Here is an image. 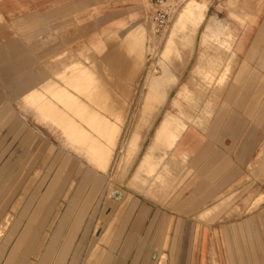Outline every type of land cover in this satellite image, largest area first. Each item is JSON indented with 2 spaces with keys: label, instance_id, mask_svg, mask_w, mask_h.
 Segmentation results:
<instances>
[{
  "label": "rangeland",
  "instance_id": "obj_1",
  "mask_svg": "<svg viewBox=\"0 0 264 264\" xmlns=\"http://www.w3.org/2000/svg\"><path fill=\"white\" fill-rule=\"evenodd\" d=\"M14 1L13 22L1 17L0 26L6 24L10 38L24 41L22 54L27 51L33 68L42 73L27 82L26 99L39 117L38 109L61 108L72 132L87 129L97 136L88 119L89 108H85L91 106L111 123L114 120L119 132L108 164L105 157L100 158L104 153H93L94 159L99 157L107 166L103 174L65 141L52 121L34 120L10 96L14 115L0 133V215L13 213L11 221L19 222L10 243L36 209L37 198L43 196V209H47L52 185L56 188L53 204L59 199L58 223L52 227L40 264H49L60 245L54 264H63L64 259V264H159L160 254L166 256V264H264V93L258 90L264 79V36L255 42L264 20V12L258 14L264 0H181L160 31L151 25L149 0ZM129 16L137 23L102 38L103 28ZM127 39L134 42L132 48L124 47ZM239 41L244 44L243 52L236 50ZM136 61L140 68L134 69ZM34 69H27L28 74ZM9 78L2 80V88ZM82 83L83 90L77 89ZM182 87L186 90L177 107L173 100ZM59 89L74 96L70 97L71 108H66L72 111H66L56 98ZM146 92L160 100H151L149 111L141 110ZM94 96L104 102L96 105L91 100ZM21 98L26 102L25 96ZM102 102L110 108H100ZM76 107H82L80 116L74 115ZM165 112L179 119L180 136L162 165L144 173L143 156ZM138 119L139 142L127 147ZM27 128L36 132L37 142H21ZM78 139L81 145L90 144L81 136ZM200 139L202 144L209 143L203 162L214 168L227 155L233 164L218 178L235 168V179H242L217 200L201 204L199 209L214 203L209 208L212 214L206 221L195 222L200 220L194 213L197 209L186 214L181 205L195 176L175 172L183 168ZM75 142L79 143L77 138ZM64 154L71 157L69 163H62ZM42 167L43 173H37ZM159 173H165V180ZM19 197L20 205L14 206ZM109 197L120 200L113 202ZM45 220L44 216L39 221L40 228ZM50 222L44 232L51 231ZM202 230L205 236L200 239ZM68 236L67 254L63 242ZM92 239L95 244L87 251Z\"/></svg>",
  "mask_w": 264,
  "mask_h": 264
},
{
  "label": "crops",
  "instance_id": "obj_2",
  "mask_svg": "<svg viewBox=\"0 0 264 264\" xmlns=\"http://www.w3.org/2000/svg\"><path fill=\"white\" fill-rule=\"evenodd\" d=\"M16 9L17 8L15 7L14 0H0V19L1 17H3L5 22H13V18H14L13 15H16L17 13ZM35 9L36 11H38L40 8L36 7ZM262 12H264V9H263V6L260 5L258 14L261 15ZM135 23L137 22L133 21L131 17L128 19H122V20L119 19L113 27L103 28V30L101 31L102 38L108 33L118 31V30H123L126 26H129L130 24H135ZM5 25L6 24H2L0 26V86H1L0 87V133L5 130L4 128L7 127L6 126L7 123L11 120V117L14 115V109H13L14 107H11L8 103L10 96L14 101L17 102V105L21 110L25 111L28 114L30 113L31 117L34 116V120L36 119L38 120V118H40L36 108L31 102H29L26 99V97L29 94L28 92L29 88L27 86V82L31 79V77H33L34 74L40 75L42 73H38L37 69L35 70L33 68L34 60L32 59V56L27 54V51L26 53L22 54L23 52L22 50L24 49L23 47L24 41L22 39L10 38V35L6 32ZM229 29L230 28L228 27V30ZM230 35L233 36L232 33ZM263 36H264V20H263L262 25L259 28V32H258L255 42L263 38ZM102 38H100L99 40H101ZM95 42L97 41H94L93 43ZM254 43L252 44V46H254ZM243 45L244 44L242 43V41H239V43L236 46V50L238 47V51L243 52L244 51ZM250 51L249 53H246L247 57H248L247 54H250ZM244 62L246 63V60ZM29 68L34 69L32 70L30 75L27 72V69ZM23 72L25 74H22ZM19 74L21 75L18 77ZM257 74L260 75V72H257ZM8 75L10 76L9 78L10 80H8L7 83H5V88H2V86H4V82L2 80ZM225 76L226 74L223 75L224 78ZM254 77L256 76L254 75ZM261 85L262 86L258 89L260 90L259 91L260 94L264 93V87H263L264 79L262 80ZM231 90L234 91L235 88H231ZM233 93L234 92H232V94ZM7 95H8V99L6 101ZM23 96H25L24 100L26 102L24 101L22 102L23 98L21 97ZM21 107H24V109ZM219 122L217 121L214 124H217ZM35 124H36V127L39 125L38 122H35ZM31 137L32 138L34 137V138L30 140ZM37 140L38 139L36 136V132L34 133L33 129L27 128L21 139V142L25 143V142L32 141L34 143V142H37ZM183 141L185 142L186 140H183ZM197 144L198 146L196 147L193 154H191L188 157V160L184 164L183 168H180V171L175 172V173L179 176L187 175V174L188 176H191V175L195 176L193 180H191V183H190V186H192V189L189 190L190 191L189 194L182 201L181 205L182 207L186 208L185 209L186 214L193 213L194 210L197 209V211L194 213L195 214L198 213L200 215V220H195V222H201V221H206L205 218L209 217L212 214L211 209L209 208H211L214 203H212L211 205H207L205 207L202 206V208L199 209L200 205L204 204L207 201V199L212 198V199L217 200V198H219L222 192L233 188L235 184L241 181L242 177L235 179L237 169L232 168L230 169L229 172H227L226 176L224 175L223 177L218 178V175L221 172L233 166L229 157L227 155H224L223 159H221V161L213 168L209 165L208 162H203V158L209 149L208 147L209 143L202 144V139H200L197 142ZM247 160L248 159L246 158L245 161L247 162ZM43 169L44 167L39 169L37 173L41 172L42 174ZM196 174L201 176L202 178L198 179ZM213 182H216V185L213 184ZM223 186H225L226 189L219 190V188ZM54 189L56 190V188H53V186L51 185L52 195H51V198L49 199L50 202L48 203L47 209L45 211L43 209V203H44L43 196L40 199L37 198L36 209L34 210L32 214L28 216L27 218L28 221L24 222L23 224L24 229L22 226L21 227L22 230H19V231L16 230L15 238L13 242L10 243V240L14 237L15 229L18 227V223H19L17 220H15L14 222L12 221L10 225V229L5 233L3 238L0 240V264H40V262L42 261L45 255V245L47 243L48 238L50 237V234L53 231L52 227L54 229L56 224L58 223L56 211L59 206V199L53 204L52 201L54 200V193H55ZM21 199L22 198L19 197L14 202V206L20 205ZM48 210H49V213L46 215V211ZM4 213H7V212L4 211ZM4 213L0 215V218L3 216ZM203 213H207V215L204 216ZM44 216L46 219L45 224L41 226L42 228H40L39 221L43 219ZM31 218H34V220H30ZM50 219H51V222H50L51 231L44 232L45 230L44 228L46 224L50 221ZM203 233L204 232L202 230L200 232V239L205 236ZM64 237H65V234H64ZM64 237H63V240H64ZM70 237L71 236L66 237L64 242L62 240L63 243L67 244V250H66L67 254L69 253L68 243L70 242ZM6 245H8L9 247H7ZM60 247L57 246L56 249L53 250L52 255L49 258V264H54L57 254L59 253ZM125 250H123L122 253H124ZM67 254L65 258L67 257ZM31 256H33V259H31ZM64 262H65V259H64Z\"/></svg>",
  "mask_w": 264,
  "mask_h": 264
},
{
  "label": "bare ground",
  "instance_id": "obj_3",
  "mask_svg": "<svg viewBox=\"0 0 264 264\" xmlns=\"http://www.w3.org/2000/svg\"><path fill=\"white\" fill-rule=\"evenodd\" d=\"M132 27V26H131ZM127 30V29H126ZM128 32V31H127ZM119 40V39H118ZM125 44L124 47H130L132 48L134 42L132 41V39H127L125 40V42L123 43ZM138 48V47H137ZM171 48V47H170ZM170 48L168 49V51L170 50ZM128 49V48H127ZM141 49V48H140ZM102 50V49H101ZM172 50V49H171ZM138 51V50H137ZM173 51V50H172ZM171 51V52H172ZM129 52V51H128ZM169 53V52H168ZM131 54V53H130ZM142 54V53H141ZM129 56V55H128ZM134 56V55H133ZM136 56V54H135ZM89 58V57H88ZM135 58V57H134ZM140 61V60H138ZM136 61L135 64L136 66L134 67V69L136 68H140L139 66V62ZM82 65V64H81ZM79 66V65H78ZM75 68V67H74ZM79 68V67H78ZM77 68V69H78ZM83 68V67H82ZM81 69V68H80ZM133 69V71H134ZM83 70V69H82ZM85 70V69H84ZM87 70V69H86ZM79 71V70H77ZM128 71V70H127ZM138 72V71H137ZM89 73V71H88ZM135 72H131V76L134 75ZM76 74V73H75ZM82 74V73H81ZM87 74V72H86ZM130 74V72H129ZM84 76V75H83ZM129 76V75H128ZM87 77V76H85ZM84 77V78H85ZM90 77V76H88ZM119 77V76H118ZM127 77V76H126ZM74 78V77H73ZM80 78V77H79ZM128 78V77H127ZM126 78V79H127ZM89 79V78H87ZM91 79L93 81V77L91 75ZM123 79V78H122ZM132 79V78H131ZM83 80V79H81ZM80 80V82H81ZM95 80V79H94ZM73 81V80H72ZM84 81V80H83ZM90 82V83H93V82ZM100 81V80H98ZM102 81V80H101ZM124 81V80H123ZM122 81V82H123ZM131 81V80H130ZM79 82V83H80ZM85 82V81H84ZM88 82V81H87ZM97 82V81H96ZM108 82V81H107ZM171 82V81H170ZM169 82V83H170ZM167 83V82H166ZM89 84V83H88ZM105 84V83H104ZM108 84V83H107ZM171 85V84H170ZM77 86V84H76ZM75 86V87H76ZM80 86V84H79ZM82 88H77V89H82L83 90V86H84V83L81 84ZM87 86V84H86ZM90 86H92V84H90ZM94 86H95V83H94ZM99 86V84H98ZM96 87V86H95ZM107 87V86H106ZM124 87V84L122 87L120 88H123ZM92 88V87H91ZM99 88V87H98ZM97 88V89H98ZM127 88V87H126ZM87 89V88H86ZM118 89V88H117ZM116 89V90H117ZM101 90V89H100ZM122 89H120L121 91ZM186 90L185 87H182L180 90H178L177 92V98H175L173 100V104L175 106L178 105V101H179V98L180 96L182 95V93ZM106 91V90H105ZM124 91V90H123ZM57 94H56V98L63 102V106L65 108V110H69V109H66L69 107V104L70 103V99L73 98L74 96H69L70 93H66L64 92L63 90L59 89V90H56ZM91 91L89 90V93ZM103 92V91H102ZM102 92H100L99 94H101ZM110 92V91H109ZM88 93V90L87 92ZM88 93V94H89ZM106 93V92H105ZM123 94V92H122ZM126 94V93H125ZM129 94V93H128ZM72 95V94H71ZM92 95V93H91ZM96 95V94H94ZM144 97L143 98V103H142V108L141 110H143L144 108L147 109V107H149V104H153L151 102V100H156V101H159L158 98H155V96L151 93V92H146L145 95H143ZM166 96V94L164 95ZM71 97V98H70ZM64 98V99H63ZM92 98V97H91ZM111 98V97H109ZM127 98V97H126ZM125 98V99H126ZM57 100V101H58ZM73 100V99H72ZM96 105H98L101 100H100V97L99 96H94L92 99H91ZM116 100V99H115ZM142 100V99H141ZM181 100V99H180ZM58 101V102H59ZM103 101V100H102ZM104 102V101H103ZM103 102L101 103L102 106L101 107H104L105 105L103 104ZM109 102V101H108ZM74 103V102H73ZM123 103V102H122ZM110 104V103H109ZM158 104V102L156 103ZM155 104V105H156ZM73 105V104H72ZM71 105V106H72ZM76 105V104H75ZM74 105V107H75ZM104 105V106H103ZM154 105V106H155ZM160 105V103H159ZM109 106V105H108ZM121 106V105H120ZM73 107V108H74ZM150 107L152 108V105H150ZM159 107L158 105L156 106V108ZM178 107V106H177ZM71 108V107H69ZM77 108V112L74 113L75 116H78L80 111H79V108H82V107H76ZM85 108H89V112L88 114H90V119L91 120V126H92V130L97 134V136H93L90 134V131H88L87 129L85 131H73L69 128L71 127V125L68 123V119L66 118V116L64 115V111L61 109V108H55V107H51V109L47 110V111H42L41 109H38L39 112H40V115H41V118L43 120H50L52 121L56 126L57 128L59 129L60 131V134L65 137V141L70 145L72 146L73 148H75L76 150H79L81 152H83V154L86 156V158H88V160L92 163V165L94 167H96L100 172H102L103 174L105 173V169H103V166L105 167L106 164H108V161L109 160V157L112 155V151H113V146H114V141H115V138L117 137V134L119 132V129L117 126H119L117 124L116 125H113V123L115 122L113 120V123H111L107 118L106 116L102 115L99 111L96 110V108L94 107H86ZM84 108V109H85ZM106 108H110V107H107L106 105ZM155 108V107H154ZM160 108V107H159ZM120 109V108H119ZM145 109V110H146ZM111 110V109H110ZM148 110V109H147ZM165 110V109H164ZM69 111H72L71 109ZM85 111H87L86 109L84 110V113ZM106 111V109H105ZM149 111V110H148ZM151 111V110H150ZM83 112V111H82ZM107 112V111H106ZM110 112V111H109ZM112 112V111H111ZM157 112V110H156ZM84 113H82L84 115ZM105 114V112H103ZM108 113V112H107ZM172 113V112H171ZM182 113V112H181ZM86 114V113H85ZM109 114V113H108ZM112 114V113H111ZM81 115V113H80ZM79 115V116H80ZM82 115V116H83ZM122 115V114H120ZM119 115V116H120ZM81 116V117H82ZM108 116V115H107ZM109 117V116H108ZM114 117H115V114H114ZM139 117V116H138ZM86 118V119H87ZM116 118V117H115ZM180 118V117H179ZM85 119V118H84ZM83 119V120H84ZM87 119V122H89ZM120 119V118H118ZM140 119V118H139ZM139 119L138 121L136 122V125H135V128L128 140V143H127V147H131V146H137V144H135L137 142V138H138V135H139V132L137 131V125H138V122H139ZM143 120V119H142ZM119 121V120H118ZM118 123V122H117ZM116 124V123H114ZM73 128V127H72ZM182 129V125L179 121V119L176 117V116H173V115H170V114H167L165 112V114L163 115V121L157 126L156 128V131H155V134H154V138H153V141H152V144L149 148L148 151H146L145 155L143 156V159H142V164H141V170L144 172V173H147V171H149L148 174L152 173L158 166L159 164L164 160L165 158V154H167L169 152V150L172 148V146L174 147L175 143L177 142L179 136H180V131ZM74 130V129H73ZM143 132V131H142ZM142 134V133H140ZM81 136L84 141L86 140H90V144H86V145H81L80 143H82V141H80L78 139V137ZM141 137V136H140ZM75 138H77V141H79L78 144H76L75 142ZM139 142V141H138ZM137 142V143H138ZM87 143V142H86ZM52 145V144H51ZM53 147V146H52ZM140 149V148H139ZM48 150V149H47ZM51 150V149H50ZM53 150V149H52ZM60 151V150H59ZM95 152H98L99 153H104L103 155H106V156H103L101 154L100 158H102V160L104 159L105 157V160H103L106 164L104 165L103 163L104 162H101L102 160H98L97 157H95L94 159V155L93 153ZM136 152V150H135ZM134 152V153H135ZM47 154V153H46ZM96 154V153H95ZM96 155V156H99V155ZM137 152L134 154L136 155ZM45 155V154H44ZM65 155V154H64ZM68 158H67V157ZM132 156V155H130ZM62 158V157H61ZM71 157L68 156V155H65L64 159H63V162L62 163H65V162H70ZM48 158H46L47 160ZM97 159V161H96ZM111 159V157H110ZM163 163V162H162ZM161 163V165H162ZM132 164V163H131ZM107 167V166H106ZM160 169V168H159ZM160 171V170H159ZM157 172V170H156ZM137 175H138V172H137ZM158 177L161 179V180H165V173H159L158 174ZM131 181V180H130ZM131 185V183H129ZM114 189V188H113ZM113 189H110L109 190V193L111 190ZM111 201L113 202H119L120 199H114V198H110ZM108 202V201H107ZM118 205V203H117ZM131 207V206H130ZM116 208V207H114ZM129 208V207H128ZM106 210V209H105ZM12 214L10 213H4L3 216L1 217L0 219V240L3 238V236L5 235V233L8 231L9 229V225H11L12 221ZM100 220V219H99ZM107 221V220H106ZM100 222V221H99ZM102 225V224H101ZM103 226V225H102ZM95 235V234H94ZM97 238V237H95ZM112 238V237H111ZM90 245L88 246V249L87 251H89L92 246L95 244V240L92 239L91 241H89ZM86 249V248H85ZM85 261V260H84ZM158 261H159V264H166V256L165 255H161L158 256Z\"/></svg>",
  "mask_w": 264,
  "mask_h": 264
},
{
  "label": "built area",
  "instance_id": "obj_4",
  "mask_svg": "<svg viewBox=\"0 0 264 264\" xmlns=\"http://www.w3.org/2000/svg\"><path fill=\"white\" fill-rule=\"evenodd\" d=\"M181 0H149V19L155 31L167 26Z\"/></svg>",
  "mask_w": 264,
  "mask_h": 264
}]
</instances>
